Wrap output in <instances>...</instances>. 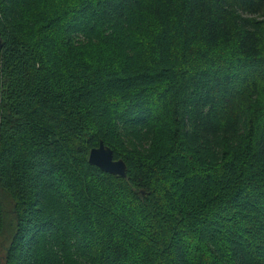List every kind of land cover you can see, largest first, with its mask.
<instances>
[{"label":"trees","instance_id":"16d2710c","mask_svg":"<svg viewBox=\"0 0 264 264\" xmlns=\"http://www.w3.org/2000/svg\"><path fill=\"white\" fill-rule=\"evenodd\" d=\"M2 194L0 264H264V0H0Z\"/></svg>","mask_w":264,"mask_h":264},{"label":"water","instance_id":"95a60500","mask_svg":"<svg viewBox=\"0 0 264 264\" xmlns=\"http://www.w3.org/2000/svg\"><path fill=\"white\" fill-rule=\"evenodd\" d=\"M87 163L103 173L120 178L125 177L124 163L121 160H113L111 151L107 147H104L101 142L98 143L96 148L88 152Z\"/></svg>","mask_w":264,"mask_h":264},{"label":"rangeland","instance_id":"374dc122","mask_svg":"<svg viewBox=\"0 0 264 264\" xmlns=\"http://www.w3.org/2000/svg\"><path fill=\"white\" fill-rule=\"evenodd\" d=\"M218 53H219V52H218ZM0 198H1V201H2L3 205L5 206V207H3V211L6 212V213H9V212H8V211H9L8 200L4 197L3 194L0 195ZM6 201H7V202H6ZM5 243H6V242H4V241H2V242L0 243V262H1V260H2L3 248L6 246Z\"/></svg>","mask_w":264,"mask_h":264}]
</instances>
